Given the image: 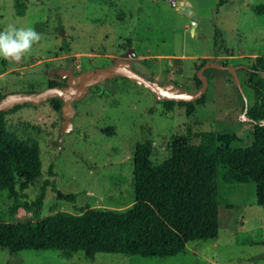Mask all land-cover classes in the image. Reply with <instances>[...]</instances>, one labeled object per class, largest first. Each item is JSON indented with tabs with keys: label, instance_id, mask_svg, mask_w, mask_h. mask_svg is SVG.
Wrapping results in <instances>:
<instances>
[{
	"label": "rangeland",
	"instance_id": "374dc122",
	"mask_svg": "<svg viewBox=\"0 0 264 264\" xmlns=\"http://www.w3.org/2000/svg\"><path fill=\"white\" fill-rule=\"evenodd\" d=\"M183 1L191 4L196 24L167 0H24L23 16L16 15L13 0H0V31L8 25L31 26L42 36L19 63L0 59V98L48 87L53 72L69 63L77 72L109 66L128 48L136 53L131 66L142 74L194 91L195 74L205 59L213 58L216 30L226 49L216 57L220 63L247 67L264 57V14L255 10L264 0H225L221 6L220 0ZM238 76L250 107L253 90L242 71ZM109 84L94 87L75 103L72 130L60 142V110L52 101L5 114L9 132L40 146L41 177L16 182L20 200L29 204L45 186L39 218L59 211L80 214L87 206L131 207L133 157L140 141L152 140L155 164L169 157V145L178 135L197 143L196 133L227 132L235 138L234 147L253 142L254 125L247 114L248 120H240L245 101L229 74L208 79L204 102L194 103L190 114L177 102L169 111L163 100L129 78L117 76ZM217 185V238L190 241L175 256L77 252L64 259L56 250L10 253L0 248V264H264V206L257 203L256 185L225 183L221 173ZM57 191L76 198L58 199ZM12 206L13 199L1 191L0 220L34 219V210L19 207L11 213Z\"/></svg>",
	"mask_w": 264,
	"mask_h": 264
},
{
	"label": "trees",
	"instance_id": "16d2710c",
	"mask_svg": "<svg viewBox=\"0 0 264 264\" xmlns=\"http://www.w3.org/2000/svg\"><path fill=\"white\" fill-rule=\"evenodd\" d=\"M224 3L225 0H220L219 6ZM13 4L16 15L23 16L24 0H13ZM255 10L257 14H264V4L257 5ZM220 36L216 30L213 58L205 59L204 64L215 61L226 51ZM239 71L254 93V103L247 112L254 125L252 144L234 147L235 138L227 132L196 133L197 143H193L189 135H178L169 145V157L155 164L151 158L152 140L138 142L133 157L134 202L125 210L87 206L80 214L59 211L39 218L45 186L30 204L22 202L16 190L17 180L33 182L42 175L39 143L34 139L22 140L9 132L5 120L6 113L28 103L15 105L11 111H0V192L5 191L13 199L11 213L19 207L34 210L33 220H0V248L10 253L56 250L64 259L77 252L87 256L99 252L160 258L175 256L184 251L190 241L217 238L219 173L225 183L253 182L257 203L264 206V57H256L254 64L241 66ZM204 74L208 79L215 75L212 68ZM195 79L200 87L196 74ZM53 85L55 80L51 78L49 86ZM204 97L205 94L195 102L177 103L190 114L193 104L203 103ZM49 101L60 110L59 97ZM163 101L172 111L176 101ZM48 184L47 181L44 185ZM57 198L74 201L76 196L57 191Z\"/></svg>",
	"mask_w": 264,
	"mask_h": 264
},
{
	"label": "water",
	"instance_id": "95a60500",
	"mask_svg": "<svg viewBox=\"0 0 264 264\" xmlns=\"http://www.w3.org/2000/svg\"><path fill=\"white\" fill-rule=\"evenodd\" d=\"M167 1H169L173 6H180L186 15L191 18L192 25L196 24L193 20L195 16L191 9V4L188 1ZM191 31L194 32L193 26L191 27ZM135 56V51L129 48L126 52L121 54V57L124 59L114 60L109 66L106 67H95L82 71L74 78L71 77L73 68H69L67 70L59 68L56 73H65L64 76L67 79V85L49 86L40 91L33 92L7 93L0 99V111H11L15 105H23L25 103H31L35 106H38L52 97H59L62 100V104L60 106V128L58 138V142H60L62 140V136L72 130V120L76 114L74 103L89 95L91 88L97 84L106 83L108 80L117 76L126 77L152 92L155 98L158 100L195 102L205 94L208 87V78L204 72L207 69L212 68L215 71H219L220 73L227 71V73L232 76L237 92L244 97L245 101L244 111L240 117V120H248L246 114L248 112L249 106L237 73V70L240 68L239 66L230 64L225 65L218 61H207L197 71V78L201 81V85L197 90L192 91L188 90L187 88H178L177 90L164 92L162 86L156 80L142 74L126 61V58H133Z\"/></svg>",
	"mask_w": 264,
	"mask_h": 264
},
{
	"label": "clouds",
	"instance_id": "9594fccd",
	"mask_svg": "<svg viewBox=\"0 0 264 264\" xmlns=\"http://www.w3.org/2000/svg\"><path fill=\"white\" fill-rule=\"evenodd\" d=\"M41 39V34L31 26L8 25L0 31V59L19 63L31 54L34 45Z\"/></svg>",
	"mask_w": 264,
	"mask_h": 264
},
{
	"label": "flooded vegetation",
	"instance_id": "af4514ba",
	"mask_svg": "<svg viewBox=\"0 0 264 264\" xmlns=\"http://www.w3.org/2000/svg\"><path fill=\"white\" fill-rule=\"evenodd\" d=\"M129 49V48H128ZM128 49H126V51L128 50ZM125 51V52H126ZM123 54V53H122ZM120 59H124L123 57H121V55H120V57L118 58V59H116V60H120ZM114 60H112V62H113ZM126 61L128 62V63H130L131 65L133 64L132 62V58H126ZM215 61H217V59L215 60ZM111 62V63H112ZM219 62V61H218ZM226 65V64H225ZM69 68H73V66H72V64H68V65H66L65 67H63V69L64 70H67V69H69ZM58 69H56L54 72H53V77H51V78H53L54 80H55V85H53V86H65V85H67V79L65 78V76H64V74H57L56 73V71H57ZM214 70V69H213ZM82 71H80V72H77V71H75V69L73 68V71H72V74H71V77L72 78H74V77H76L79 73H81ZM218 73H220L219 71H215L214 70V74L215 75H217ZM220 74H222V75H228V73H227V71H225L224 73H220ZM50 78V79H51ZM151 79H154V78H152V77H150ZM154 80H156V79H154ZM157 81V80H156ZM161 86H162V89H163V91L164 92H169L170 90H177L178 88H187V87H185V86H182V85H179V84H176V83H174L173 81H171V80H165V81H157ZM49 83H50V81H49ZM98 85H102V86H109L110 84H109V80L106 82V83H100V84H97V85H95V86H93L92 88H91V91H92V89L94 88V87H96V86H98ZM48 87H49V84H48ZM199 87L198 86H196V89L195 90H197ZM188 89V88H187ZM51 99V98H50ZM48 101V100H47ZM46 102V101H45ZM76 103V102H75ZM75 103H74V105H75Z\"/></svg>",
	"mask_w": 264,
	"mask_h": 264
}]
</instances>
